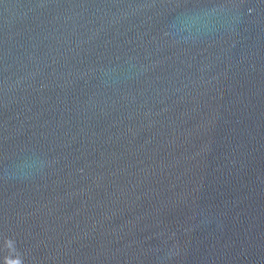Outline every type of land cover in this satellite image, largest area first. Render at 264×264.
<instances>
[{"label":"water","instance_id":"water-1","mask_svg":"<svg viewBox=\"0 0 264 264\" xmlns=\"http://www.w3.org/2000/svg\"><path fill=\"white\" fill-rule=\"evenodd\" d=\"M0 264H264V0H0Z\"/></svg>","mask_w":264,"mask_h":264}]
</instances>
